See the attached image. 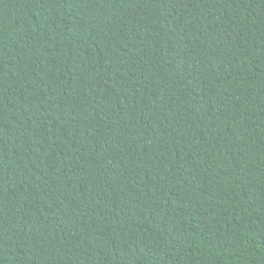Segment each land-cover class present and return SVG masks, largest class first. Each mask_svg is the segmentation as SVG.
<instances>
[{"label": "trees", "instance_id": "16d2710c", "mask_svg": "<svg viewBox=\"0 0 264 264\" xmlns=\"http://www.w3.org/2000/svg\"><path fill=\"white\" fill-rule=\"evenodd\" d=\"M0 264H264V0H0Z\"/></svg>", "mask_w": 264, "mask_h": 264}]
</instances>
